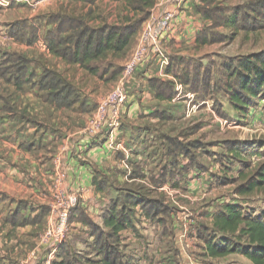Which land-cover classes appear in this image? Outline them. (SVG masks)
Segmentation results:
<instances>
[{
	"label": "crops",
	"instance_id": "0c3cea01",
	"mask_svg": "<svg viewBox=\"0 0 264 264\" xmlns=\"http://www.w3.org/2000/svg\"><path fill=\"white\" fill-rule=\"evenodd\" d=\"M201 1L184 0L178 6L163 43L169 58L203 64L210 55L188 52L189 46L197 51L205 47L194 43L205 25L196 12ZM158 2L154 15L174 7L167 0ZM106 3L117 4L108 0H0V264L45 262L48 253L41 248L40 238L58 189L69 193L67 244L74 264H96L94 238L98 231L106 232L104 210L120 195L137 196L136 189L146 191V200L162 202L170 210L147 213L134 208L132 228L118 233L122 264H197L194 254H203L199 228L211 224L218 206L238 203L223 195L225 187L231 186L224 179L232 178L213 164L214 151L207 150L199 134L207 131L203 117L211 104L184 92L185 87L168 76L167 66L160 67L157 59L138 67L125 82L121 125L111 139L84 133L98 101L120 83L134 45L117 63L121 72L108 81L106 76L99 78L48 53L45 33L55 28L48 24V18L55 15L85 17L90 26L114 24L116 17L111 20L96 7ZM19 22H28V27L18 32L14 24ZM18 33L24 35L23 40L13 36ZM45 70L58 72L70 84L74 103L58 106L48 101L40 87ZM152 79L172 81L173 98L156 99L149 84ZM100 84L109 90L98 93L96 85ZM212 115L214 124L222 127L226 122ZM191 120L199 124L192 126ZM189 147L193 149L187 155L178 151ZM59 249L51 264L61 261Z\"/></svg>",
	"mask_w": 264,
	"mask_h": 264
},
{
	"label": "trees",
	"instance_id": "16d2710c",
	"mask_svg": "<svg viewBox=\"0 0 264 264\" xmlns=\"http://www.w3.org/2000/svg\"><path fill=\"white\" fill-rule=\"evenodd\" d=\"M95 1V0H93ZM121 4L125 15L114 24L90 26L88 18L81 16L55 15L48 18V24L54 25L45 33L46 51L64 62L79 65L90 74L99 78L106 76L109 81L114 80L121 72L117 63L124 59L136 43V38L143 23L149 19L151 10L157 0H108ZM242 11L234 8L233 12L225 11L218 0H202L196 7L197 14L205 22L202 30L195 37L196 47L216 43L212 38V30L217 28L240 31H255L251 21L248 26L241 25L243 16L250 11L264 28V0L247 2ZM247 10V11H246ZM92 14L90 10L88 16ZM239 20V21H238ZM28 22L14 24L18 29L28 27ZM35 32V28L30 26ZM13 35V34H12ZM232 34L231 39L234 37ZM19 40L24 39L21 33L14 34ZM231 40V41H232ZM225 75L222 85L212 84L213 88L223 92L232 111L239 117L252 109L257 101L264 103V50L230 58L221 64ZM165 73L182 84L195 96H204L208 92L210 77L203 64L183 58L171 57ZM207 77V78H206ZM156 99L171 100L174 96L173 82L170 80L152 79L149 82ZM41 90L47 92L50 103L58 106H70L74 103L75 93L70 84L58 73L52 70L43 72ZM205 93V94H204ZM223 111L218 116L224 118ZM227 147L235 159L240 160L241 150L237 144L231 143ZM180 148L185 155L191 152ZM138 195H120L109 204L102 216V225L106 232L98 231L94 238L96 264H122V255L118 250V233L132 228L133 210L136 206L147 213L162 212V202H150L144 198L145 190L136 189ZM264 192V163L235 187L234 193L239 199ZM153 212V213H154ZM69 215L68 224L71 220ZM82 216V215H81ZM81 220L92 227L86 217ZM95 229V228H94ZM197 237L202 243L201 250L205 259L217 260L230 255H239L251 264H264V211H248L240 204L225 203L217 207L210 225L201 226ZM68 236L60 246L59 264H74V254L70 251Z\"/></svg>",
	"mask_w": 264,
	"mask_h": 264
},
{
	"label": "rangeland",
	"instance_id": "374dc122",
	"mask_svg": "<svg viewBox=\"0 0 264 264\" xmlns=\"http://www.w3.org/2000/svg\"><path fill=\"white\" fill-rule=\"evenodd\" d=\"M252 1L254 0H219V3L223 6L225 11L233 12L234 8H239L244 11V5ZM96 7L98 10L102 9V13L106 11L107 14L105 17L111 18V20H114L116 17L114 23L118 22L120 17L125 15V11H123V6L121 4H111L110 6L106 3L101 5L98 4ZM247 12L249 14L243 16V21H238L241 25L248 26V28L252 21L256 27L255 31L248 30L243 32L240 30L217 28L211 31L212 38L216 43L201 47L199 51H197V48H191L189 46L188 52L191 51V54L198 52L196 54L198 56L210 54L207 56V60L203 61V66L209 74L211 85L208 88V92L206 94L204 93V96L198 95L195 96V99L211 104L209 105L210 108L208 105H204V108L207 107L210 109L206 111L207 115L203 117L207 122V131H201L199 134L208 145L209 148H207V150L213 149L214 151V156L212 157H215V160H213V164H217L218 169L223 168L226 173H229V178H232L228 179V177H226V179H224L223 183L231 186L225 187L223 195L228 196L230 200L232 198L248 211L262 212L264 211V192L251 195L244 199L234 198L233 196H235L234 190L237 184L242 182L244 177L249 176L264 163V103L260 100L257 101L255 106L245 115V118L239 117L238 114L230 109L225 94L215 89V87H212L214 82H219L216 86L222 85L224 82L223 79L225 75L221 67L224 61L264 50V28L261 29L262 27L259 21L253 20L256 18L255 15L253 16V13L250 11ZM232 34H235L233 35V40L231 39ZM183 48L187 47L179 46L180 50ZM167 56L169 59V55ZM96 89L98 93L102 92L104 94L102 90L108 91L109 86L100 84L96 85ZM182 89L184 92L187 90L186 87L185 89L182 87ZM96 96L97 95L94 97ZM219 110H222V115L225 116L221 119L226 121V125H224V123V126L221 124L222 127L216 125L217 123L214 124L212 121V114L216 113V115H218L217 113ZM190 122H194L192 126L194 124H199V122L195 123L196 120H191ZM220 128L221 130H219ZM190 131L194 132L193 129H190ZM232 142L237 144L236 146H239L241 150L240 160L245 162V164L235 159L234 154L228 151V144ZM221 173L224 174L222 169ZM224 176H226V174ZM161 207L163 210L161 213H166L170 210L166 206ZM199 248L200 246L197 244V251H201ZM194 257L197 260V264H251L239 255H230L217 260L205 259L200 253L194 254Z\"/></svg>",
	"mask_w": 264,
	"mask_h": 264
},
{
	"label": "built area",
	"instance_id": "2783aa9c",
	"mask_svg": "<svg viewBox=\"0 0 264 264\" xmlns=\"http://www.w3.org/2000/svg\"><path fill=\"white\" fill-rule=\"evenodd\" d=\"M183 1L167 0L174 7H166L159 15H154L152 12L160 6V2L154 5L149 19L143 23L135 46L123 66L120 83L112 87L108 94L98 101L95 111L87 118L83 127L87 136L104 135L106 140H110L113 131L120 128L122 108L127 99L124 84L133 76L138 67H145L156 59L160 67L168 65V54L163 43L169 37L177 8ZM70 211L68 191L58 189L50 205V219L40 238L41 248L47 251L48 257L44 263L28 261L25 264H51L50 260L67 239Z\"/></svg>",
	"mask_w": 264,
	"mask_h": 264
}]
</instances>
